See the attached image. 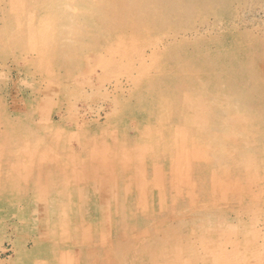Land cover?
<instances>
[{
	"label": "rangeland",
	"instance_id": "374dc122",
	"mask_svg": "<svg viewBox=\"0 0 264 264\" xmlns=\"http://www.w3.org/2000/svg\"><path fill=\"white\" fill-rule=\"evenodd\" d=\"M17 1L0 3V264H264V124L245 118L264 111V0L168 21L139 0L158 17L145 27L126 0H39L21 40ZM98 2L91 41L58 36V11ZM181 59L237 62L242 80L181 76Z\"/></svg>",
	"mask_w": 264,
	"mask_h": 264
},
{
	"label": "bare ground",
	"instance_id": "6f19581e",
	"mask_svg": "<svg viewBox=\"0 0 264 264\" xmlns=\"http://www.w3.org/2000/svg\"><path fill=\"white\" fill-rule=\"evenodd\" d=\"M11 1V0H10ZM46 1H50V5L52 6V7H55V8H57V9H59V7H57L58 5H59V2L58 3H56L55 1H58V0H46ZM46 1L45 0H40V4L42 5H45V3H46ZM70 1L71 0H66V3H65V6L68 8V10H69V8H70V6H68V5H70ZM89 0H87V2H88ZM103 1H105V0H102V2ZM144 1H147L146 3L147 4H157V10H158V12L159 13H163L161 16L159 15V17H161L162 18V20H166V21H168V19H170L171 17H173V16H178V15H184L183 17H186V19L188 18V16H189V14L190 13H192V12H194V11H197L198 9L199 10H201V9H208V10H210V11H213V12H215L216 10H220V12L222 11L221 9L222 8H224V10H226V8H228V7H225V6H227L228 5V3H229V0H142V4L144 3ZM18 2V1H17ZM91 2V1H90ZM126 2L129 4V8H128V10H129V13H133L134 14V16L136 17V18H134L139 24H141V26H143V27H145V26H148V23H146L145 21H147V22H149L148 20H157V16L155 15V14H152V13H150V12H147V13H144V9L140 6V7H136V4H141V3H139V0H126ZM221 3L220 5H218V3ZM0 3H1V0H0ZM100 2H98V4H99ZM130 3H132V4H130ZM12 4V3H11ZM10 4V5H11ZM17 7H15V6H12L9 10H8V14H9V16H11L10 17V19H8V20H10V29L12 30V32H13V34L14 35H16L17 37H19V39H20V37H22V33L24 34V36L27 34H25V29L24 28H22L21 26H20V23H21V21H22V18H20V17H22V15H24V14H26V13H28L29 12V10L30 11H34L33 10V8H35V10L36 11H34V12H36L37 14H38V12H39V0H29V2H28V4H26V3H24V0L23 1H21V2H18L17 3ZM47 5V4H46ZM100 6V4L99 5H97V6H92V7H87V10H86V12H84L82 15H80V19L78 20V21H74V22H72L70 19H71V17H68L70 14H68L67 13V9L64 7L63 9H61V11H58L57 12V16H56V19H58V21H57V24H56V26H58V28H60V31H59V29H56L55 30V28H54V33H55V35H56V37H57V32L59 31V33H58V36H60V37H62L63 35H68L69 33L70 34H73V35H75L76 36V38L77 39H80V38H82L84 41H88V38H90V41H91V35L93 36L94 34H95V32H92V30H95L94 29V27H91L90 26V24H92L93 22H94V20H93V22L91 21V17H89V15L90 16H92L91 15V10L94 8V7H99ZM73 8V10L74 9H76L75 7H72ZM56 9V10H57ZM72 9H71V11L72 12H77L78 10H74L73 11ZM126 11V10H125ZM165 11H167V17H165L166 16V14H164V12ZM205 11V10H204ZM81 12V11H80ZM113 13H114V11H111V15H113ZM140 13H142V15L140 14ZM14 14V15H13ZM19 14V15H18ZM22 14V15H21ZM115 14H120V12H118V11H115ZM146 14H150L149 15V17L148 16H146ZM7 16V15H6ZM19 16V17H18ZM55 16V15H54ZM81 16H83V17H81ZM126 17L128 16V18H130L129 17V15H125ZM215 16V15H214ZM68 17V18H67ZM203 17H205L204 15H203ZM217 17V16H216ZM9 18V17H8ZM13 20H12V19ZM15 18H17V19H15ZM54 18V17H53ZM197 18V17H196ZM197 19H199V18H197ZM34 20V19H33ZM37 20H39V18L37 19ZM42 20V19H41ZM54 20H55V18H54ZM143 20H145V21H143ZM43 22L42 23H45V20H42ZM47 21V20H46ZM39 22V21H38ZM171 22V21H170ZM36 23V22H35ZM153 23H154V21H153ZM173 23H176V21L175 22H173ZM82 24H85L86 26H88L89 25V27H85V28H87V29H83V30H79L78 29V27L79 26H81L82 27ZM109 22L105 19L104 21H103V25H102V31H101V33L100 34H103V36H102V38L103 37H107L106 36V33H107V31H106V29H105V27L108 29V27H110L109 25ZM154 24H156V23H154ZM34 27H35V25H34ZM55 27V26H54ZM78 30H77V29ZM96 28V27H95ZM104 28V29H103ZM147 29V28H146ZM143 30H145V29H143ZM147 31H148V29H147ZM146 31V32H147ZM168 31V30H167ZM157 32V31H156ZM173 32V31H172ZM148 33V32H147ZM171 33V32H170ZM172 34V33H171ZM174 34V33H173ZM255 34V33H254ZM52 35H53V33H52ZM55 35L54 36H52V37H54V38H56L55 37ZM120 35V34H119ZM147 35V34H146ZM145 35V36H146ZM164 35V34H163ZM23 36V37H24ZM34 36H35V34H34ZM38 36V35H37ZM90 36V37H89ZM148 36V35H147ZM165 36V35H164ZM167 36V35H166ZM22 37V38H23ZM36 37V36H35ZM67 37H71V36H67ZM151 37V36H150ZM21 38V39H22ZM73 38V37H72ZM20 39V40H21ZM36 39V38H35ZM51 39V38H50ZM55 40V39H54ZM69 40V39H68ZM53 41V40H52ZM56 41V40H55ZM54 41V42H55ZM71 40H69V42H70ZM68 42V43H69ZM124 42V41H123ZM128 42V41H127ZM55 43H57V42H55ZM66 43V42H65ZM76 43V42H75ZM75 43H73V44H75ZM132 43V42H131ZM69 44H72V43H69ZM69 44H67L68 45V48L69 47H71V45H69ZM133 44V43H132ZM84 45V44H83ZM122 45V44H121ZM136 45V44H135ZM118 46V45H117ZM125 46V45H124ZM261 45L260 44H256V45H254L253 46V48L255 49V48H258V47H260ZM129 47V46H128ZM127 47V48H128ZM159 47V46H158ZM225 47H227V46H225ZM225 47H224V50H225ZM125 48V47H124ZM137 48V47H136ZM144 48H147V46L146 47H144ZM148 48H149V46H148ZM220 48H223V46H221ZM113 49V48H112ZM111 49V50H112ZM121 50V48H118V50ZM126 49V48H125ZM129 49V48H128ZM131 49V48H130ZM153 49V48H152ZM254 49H252V51L254 50ZM71 50V49H70ZM116 50V49H115ZM137 50V49H136ZM150 50V49H149ZM250 50V49H249ZM68 51V50H67ZM73 51V50H72ZM109 51V50H108ZM114 51V50H113ZM126 51V50H125ZM144 51V50H143ZM150 51H152V50H150ZM65 52H66V50H65ZM111 52V51H110ZM118 52V51H117ZM122 52V51H121ZM128 52V51H127ZM130 52V51H129ZM135 52V51H134ZM133 52V53H134ZM222 52V51H221ZM66 53H68V52H66ZM132 53V52H131ZM130 53V54H131ZM140 53H142V52H140ZM145 53V52H144ZM177 53H179V55H181V54H183V49H179V52H177ZM186 53V52H185ZM206 53V52H205ZM229 53H231V52H228V54ZM71 54V53H70ZM112 54V53H111ZM115 54V53H114ZM129 54V53H128ZM232 54V53H231ZM133 55V54H132ZM140 55V54H139ZM144 55V54H143ZM142 55V56H143ZM146 55H147V53H146ZM186 55L187 54H183V56L186 58ZM111 56V55H110ZM122 56V54H120V57ZM124 56H125V52H124V55L122 56L123 58H124ZM150 56H151V54H150ZM168 56H170V55H168ZM67 57V56H66ZM105 57V56H104ZM129 57V56H128ZM131 58H132V56H130ZM134 57V56H133ZM140 56H138V58H136L137 60L138 59H140L139 58ZM152 57V56H151ZM150 57V58H151ZM228 57V56H227ZM227 57H226V59H227ZM89 58V57H88ZM98 58V57H97ZM135 58V57H134ZM145 58V57H144ZM147 58V57H146ZM150 58L148 57V59H149V61L151 62V60H150ZM68 59V58H67ZM86 60H88L87 59V57L85 58ZM119 59V58H118ZM125 59V58H124ZM126 59H127V56H126ZM155 59V58H154ZM183 59V58H182ZM178 60L176 63H179L178 65H176L175 63H174V65H175V67L176 68H180L178 71H177V73H181V76L184 74L183 73V70H182V68L184 67V64L185 63H183V60ZM191 59V58H190ZM98 60V59H97ZM96 60V61H97ZM101 60H103V59H101ZM131 60V59H130ZM135 60V59H134ZM146 60V59H145ZM145 60L143 59L141 62H145ZM250 60H252V59H248V60H245V62L239 67V70L237 71V70H235L234 68H235V63H237V62H235V61H233V62H235L234 64L232 63V61H230L228 64H223V65H220V67L218 66V63H217V61L215 60V59H212V60H207L206 62H205V67H206V69H209V71H208V75H209V81L212 83V84H214V83H216V82H218V81H222V78L223 79H227L228 80V78L231 76V79L229 80L230 81V84H232V83H236L238 80H242V79H240L241 77H239V76H237V77H235V75L234 76H232L231 74H232V72L234 73V72H242V73H245V72H247V71H249V69H251V68H247V63L248 62H251ZM128 61V60H127ZM126 61V62H127ZM203 61V60H202ZM88 62H89V60H88ZM104 62V61H103ZM107 62V61H106ZM125 62V64H127ZM129 62V61H128ZM132 62V61H131ZM141 62H140V64H141ZM198 62H201L200 60L198 61ZM198 62H195V61H191L189 64H186V66L184 67L185 69H188V70H195V71H200L202 68H204L203 66V64H198ZM108 63V62H107ZM202 63V62H201ZM96 64V63H95ZM124 64V63H123ZM128 64H132V63H128ZM168 64V63H167ZM143 65H145V63L143 64ZM147 65V64H146ZM145 65V66H146ZM172 65H173V63H172ZM110 66H112V65H110ZM153 66V65H152ZM201 66V67H200ZM88 67V66H87ZM98 67V66H97ZM116 67V66H115ZM114 67V68H115ZM119 67V65H117V68ZM124 67V66H123ZM132 67H135L136 68V66H132ZM149 67V66H148ZM173 67V66H172ZM127 67H125V69H126ZM138 69L140 68V66L139 67H137ZM150 68H152L151 66H150ZM164 68V67H163ZM221 69L222 71L224 70V69H226L225 71H226V76L225 75H222V74H219L218 72H217V69ZM123 69V68H122ZM144 69H146V68H144ZM149 69V68H148ZM205 69V70H206ZM119 70H120V68H119ZM127 70V69H126ZM229 70L231 71V74L229 73ZM90 71V70H89ZM113 71V70H112ZM135 71V70H134ZM139 71H142V70H139ZM207 71V70H206ZM106 73L108 72V71H105ZM137 72V71H136ZM144 72V71H143ZM108 74V73H107ZM82 75H83V73H82ZM125 75V74H124ZM116 77V76H115ZM119 77V76H118ZM137 77V76H136ZM187 77V76H186ZM127 78V77H126ZM145 78V77H144ZM191 78H192V76H191ZM112 79H116V78H112ZM148 80V79H147ZM153 80V79H152ZM103 81H104V79H103ZM116 82H119L118 81V79L116 80ZM150 83V82H149ZM154 83V82H153ZM127 85V84H126ZM152 85V84H151ZM147 86V85H146ZM157 89H155L154 91H153V94H152V96L153 95H156V96H158L159 95V92H160V90H159V88L158 87H156ZM199 88H201V90H202V86H199V85H197V83L193 86V90L194 91H196V93H199ZM145 89H146V87H145ZM143 90V89H142ZM144 91V90H143ZM161 91H163V88H161ZM140 93V92H139ZM218 93V92H217ZM224 93H226V92H224ZM142 94V93H141ZM207 94V93H206ZM209 95V94H208ZM216 95V94H215ZM141 96V95H140ZM215 97V96H214ZM217 97V96H216ZM140 98L141 97H139V101H140ZM143 98V97H142ZM144 99V98H143ZM142 101V100H141ZM164 104V103H163ZM145 105H147V103L143 100L142 101V103L140 102V104H138V106L136 107V108H134L135 110H133V112L131 113L132 115H136L137 113H139V112H141L142 111V109L144 108V106ZM215 105V104H214ZM141 106H143V108H141ZM231 106H234V104H229V108L231 107ZM228 108V104L226 105V107H225V109H227ZM235 108H237V106L235 107ZM224 109V108H223ZM223 111H228V110H223ZM228 115L230 116V114L228 113ZM245 118H262V123L264 124V111H257V112H255V111H253V110H247L246 111V113H245ZM38 121V120H37ZM230 129V128H229ZM238 134H240V133H238ZM58 146H56V148H57ZM218 151V150H217ZM210 155V154H209ZM19 162V161H18ZM18 170V169H17ZM17 176V175H16Z\"/></svg>",
	"mask_w": 264,
	"mask_h": 264
}]
</instances>
